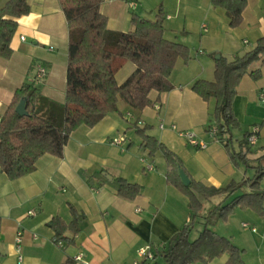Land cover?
Wrapping results in <instances>:
<instances>
[{
    "label": "crops",
    "instance_id": "0c3cea01",
    "mask_svg": "<svg viewBox=\"0 0 264 264\" xmlns=\"http://www.w3.org/2000/svg\"><path fill=\"white\" fill-rule=\"evenodd\" d=\"M7 1L0 0V8ZM28 2L30 12L18 19L11 57L0 55V119L25 83H35L43 95L58 102L66 99L69 28L65 13L59 0ZM160 7L165 38L186 45L190 52L188 62L177 60L170 77L174 88L163 93L153 90L150 97L154 104L143 110L120 99L118 112L93 127L80 126L71 134L62 157L45 154L30 174L10 179L0 167V264H121L136 260L141 247L151 245L155 252L169 248L172 237L190 221L189 200L167 180L163 152L158 150L151 156L142 146L136 124L149 126L148 134L179 157L191 181L225 187L232 180L254 175V170L234 160L231 152H238L245 134L259 126L248 158L264 154V101L260 100L264 64L252 65V69L262 68L260 78L246 74L237 88L233 113L238 126L232 129L229 149L225 146L227 135L221 139L210 133V127L217 125L215 99L203 100L192 84L198 79L214 80L217 55L232 61L256 46L264 36V0H247L243 20L236 27H231L226 10L215 7L212 0H104L101 12L110 29L130 31L133 14L155 19ZM40 67L48 73L36 81ZM135 68L131 61L123 63L116 73L119 84ZM180 131L196 132L208 143L207 148L190 143ZM122 136L126 141L115 145L113 139ZM145 162L152 163L154 169L148 170ZM117 177L138 183L141 193L134 199L118 195L113 183ZM211 199L217 200L218 206L226 196ZM71 206L86 218L79 233L66 231L74 242L59 244L49 222L60 217L69 224L73 219ZM30 210H35V215H28ZM207 214L201 212L197 218L192 239L202 230ZM211 227L242 248L248 264H264V216L236 208L228 220ZM18 231L23 232L20 253L16 247ZM79 254H83L82 261L75 259ZM227 260L228 254H224L198 264H226ZM161 261L158 256L154 262Z\"/></svg>",
    "mask_w": 264,
    "mask_h": 264
},
{
    "label": "trees",
    "instance_id": "16d2710c",
    "mask_svg": "<svg viewBox=\"0 0 264 264\" xmlns=\"http://www.w3.org/2000/svg\"><path fill=\"white\" fill-rule=\"evenodd\" d=\"M59 1L69 28L66 99L61 103L43 95L35 83H25L16 90L0 119V167L10 179L34 172L38 160L45 154L62 157L71 134L80 126L93 127L110 113L118 112L120 99L134 109L152 106L150 93L153 90L163 93L174 88L170 77L177 60H190L186 45L165 38L162 7L155 19L133 14V28L117 31L108 27L107 17L101 12L104 0ZM212 3L226 10L231 27L241 24L247 0H212ZM29 12L28 0H8L0 8V55L4 58H10L13 53L11 41L18 28V19ZM128 61L136 68L119 84L116 73ZM256 62L264 64V36L257 40L252 50L232 61L217 59L214 80L198 79L192 84V89L203 100L215 99L218 136L226 139L227 135L225 146L228 149L233 138L232 129L238 126L233 113L237 88L246 74L261 77V67L252 69ZM23 98L27 99L29 114L26 116L16 112V106ZM135 127L142 138V146L151 156L158 150L163 152L168 166L167 180L188 197L191 211L190 221L172 237L169 248L157 250L155 259L161 256L162 261L151 264L208 263L224 254H228L226 264H248L244 250L211 226L228 220L236 208L251 209L264 216V154L255 159L248 158L250 133L245 134L240 141V150L232 151L231 156L253 169V176L241 181L232 180L225 187L207 186L195 180L185 186L181 172L186 171L179 157L148 134L149 126L136 124ZM113 183L117 194L124 198L134 199L141 193L138 183L123 177L115 178ZM222 194L226 196L225 201L208 212L202 230L192 239L205 202ZM71 212L73 219L69 224L60 217L49 222L57 243L74 242V237L66 235L67 230L74 235L80 232L86 217L74 206H71Z\"/></svg>",
    "mask_w": 264,
    "mask_h": 264
},
{
    "label": "built area",
    "instance_id": "2783aa9c",
    "mask_svg": "<svg viewBox=\"0 0 264 264\" xmlns=\"http://www.w3.org/2000/svg\"><path fill=\"white\" fill-rule=\"evenodd\" d=\"M132 8L136 7V3L132 2L131 3ZM22 39H25L24 37H22ZM47 69L45 67H40L39 71L36 75V81H42L43 79H45V77L47 76ZM260 100L264 101V89L261 92L260 95ZM161 128L164 127V124L160 125ZM173 129H177L176 125H172ZM210 133L213 136L218 135V126L214 125L212 127H210ZM260 133V127L259 126H255L252 128L250 135L248 136V141L250 143V145H254L257 142V137L258 134ZM179 134L186 138L190 143L200 147V148H207L208 143L202 141L196 132L194 131H180ZM126 138L125 137H116L113 139V143L115 145H121L125 142ZM145 167L148 170H153L154 169V165L152 163H146ZM36 211L35 210H30L28 212V215H35ZM244 226L246 227L247 224L244 223ZM255 230V229H253ZM34 237H36V234H34ZM22 242H23V232L22 231H18L17 236H16V247H17V251L20 253L22 250ZM59 244H62V242H59ZM155 255L156 252L154 251V249L152 248L151 245H147L145 247H141L138 250V258L136 260H134L133 262L130 263H121V264H151L155 261ZM22 255H19V259L22 260ZM75 259L77 261H82L83 260V254H79L75 257Z\"/></svg>",
    "mask_w": 264,
    "mask_h": 264
},
{
    "label": "water",
    "instance_id": "95a60500",
    "mask_svg": "<svg viewBox=\"0 0 264 264\" xmlns=\"http://www.w3.org/2000/svg\"><path fill=\"white\" fill-rule=\"evenodd\" d=\"M216 58L219 59V55H217ZM16 112L21 116H26L29 114L27 110V99H21V101L16 106ZM181 176L184 185L189 186L191 184V178L189 177V175L186 172L182 171ZM110 179H112V177H110Z\"/></svg>",
    "mask_w": 264,
    "mask_h": 264
},
{
    "label": "rangeland",
    "instance_id": "374dc122",
    "mask_svg": "<svg viewBox=\"0 0 264 264\" xmlns=\"http://www.w3.org/2000/svg\"><path fill=\"white\" fill-rule=\"evenodd\" d=\"M124 101V100H123ZM121 103H124V102H121ZM126 141V140H125ZM257 149H260L261 150V148H260V144H258L257 145ZM144 152V149L142 148L141 149V153H143ZM145 163H147V162H145ZM215 199V198H214ZM214 199H211V200H209V201H207L206 203H205V205H204V207H203V210H202V214H207L210 210H212L213 208H215L216 207V204H217V200L215 201ZM215 225V224H214Z\"/></svg>",
    "mask_w": 264,
    "mask_h": 264
}]
</instances>
